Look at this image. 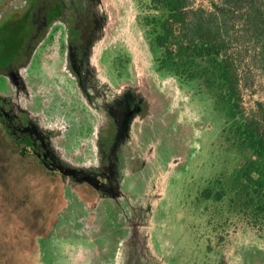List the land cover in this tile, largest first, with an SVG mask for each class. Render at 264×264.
<instances>
[{"label":"flooded vegetation","instance_id":"1","mask_svg":"<svg viewBox=\"0 0 264 264\" xmlns=\"http://www.w3.org/2000/svg\"><path fill=\"white\" fill-rule=\"evenodd\" d=\"M147 11L138 0L145 47L118 32L131 27L121 0H0V136L47 174L57 196L47 232L36 236L41 264L54 242L84 247L81 264L171 262L160 215L185 160L173 154L169 124L178 112L189 129L195 100L187 93L173 104L175 84L191 81L159 67ZM101 206L114 209L104 228ZM218 236L216 259L225 251Z\"/></svg>","mask_w":264,"mask_h":264},{"label":"rangeland","instance_id":"2","mask_svg":"<svg viewBox=\"0 0 264 264\" xmlns=\"http://www.w3.org/2000/svg\"><path fill=\"white\" fill-rule=\"evenodd\" d=\"M210 1L195 0V4L208 7ZM137 3L138 0H121L122 7L129 12L131 27L121 26L118 32L124 33L125 38L133 36L137 45L143 43L147 47L133 19ZM142 3L148 1L142 0ZM250 76L251 85L242 90L244 112L249 114L258 103L264 106V75L251 68ZM175 86L173 104L181 99L185 101L187 93H191L190 99L195 101L189 112L195 117L190 118L193 125L189 129L183 126L182 119H177L178 112L169 124L173 154L178 153L185 160L174 174L171 194L167 195L165 210L160 215V223L165 227L160 240L167 248L170 264H215L217 261L219 264H264V237L240 214L232 213L212 196L213 179L224 180L241 163L240 157L237 158L238 149L223 137L225 116L214 109L210 95L198 80L186 82L182 88ZM47 180V174L19 154L8 138L0 136V264H41L36 236L47 232L52 217L50 202L56 196L55 191L47 189ZM207 189L209 194L205 196ZM100 209L105 217L99 222L104 228L111 220L107 216L114 209L111 206ZM221 231H224L221 239L225 251L216 259L222 247L218 236ZM107 237L108 234L103 241ZM61 244L54 242L48 247L50 263L56 261L51 264L85 263L84 247L64 245L61 249ZM56 249L61 250L64 261L58 258Z\"/></svg>","mask_w":264,"mask_h":264},{"label":"trees","instance_id":"3","mask_svg":"<svg viewBox=\"0 0 264 264\" xmlns=\"http://www.w3.org/2000/svg\"><path fill=\"white\" fill-rule=\"evenodd\" d=\"M147 4L143 20L159 67L184 81H200L225 115V138L242 155L229 176L212 182L214 200L264 232V106L258 103L249 114L242 105L251 68L264 75V0H211L208 7L195 0Z\"/></svg>","mask_w":264,"mask_h":264}]
</instances>
